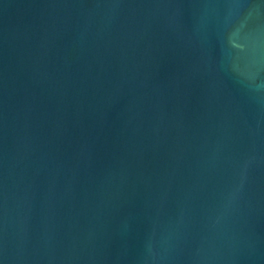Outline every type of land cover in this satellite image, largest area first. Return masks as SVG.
I'll list each match as a JSON object with an SVG mask.
<instances>
[{
  "label": "water",
  "instance_id": "1",
  "mask_svg": "<svg viewBox=\"0 0 264 264\" xmlns=\"http://www.w3.org/2000/svg\"><path fill=\"white\" fill-rule=\"evenodd\" d=\"M0 264H264V0H0Z\"/></svg>",
  "mask_w": 264,
  "mask_h": 264
}]
</instances>
